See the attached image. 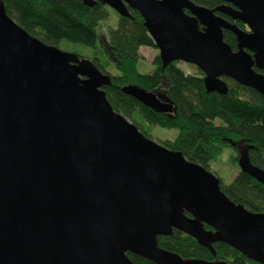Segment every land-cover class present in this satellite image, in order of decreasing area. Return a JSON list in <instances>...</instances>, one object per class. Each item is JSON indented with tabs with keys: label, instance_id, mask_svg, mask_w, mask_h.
I'll use <instances>...</instances> for the list:
<instances>
[{
	"label": "water",
	"instance_id": "obj_1",
	"mask_svg": "<svg viewBox=\"0 0 264 264\" xmlns=\"http://www.w3.org/2000/svg\"><path fill=\"white\" fill-rule=\"evenodd\" d=\"M97 1L120 16L138 11L163 67L193 64L207 92L226 94L228 78L264 98V0H82ZM110 83L90 59L29 34L0 0V264H134L128 252L157 264H229L159 247L174 229L213 255L222 242L264 264V212L234 203L213 172L141 133L108 102ZM121 91L173 110L137 85ZM250 148L237 165L264 185Z\"/></svg>",
	"mask_w": 264,
	"mask_h": 264
},
{
	"label": "trees",
	"instance_id": "obj_2",
	"mask_svg": "<svg viewBox=\"0 0 264 264\" xmlns=\"http://www.w3.org/2000/svg\"><path fill=\"white\" fill-rule=\"evenodd\" d=\"M1 1L6 14L29 34L45 44L88 58L101 72L108 73L111 83L102 87L108 102L146 137H152L151 127L175 129L173 138H158L159 143L181 151L185 158L209 171V164L218 160L226 147L236 150L239 146H251L248 150L251 163L264 170V98L228 78L225 79L226 94L207 92L199 69L196 74H186L177 61L163 67L158 55L153 59V67L141 72L139 48L156 46L138 11L128 8L129 17L116 14L115 25H111L106 22L114 11L99 1L93 6L83 4L82 0ZM190 1L208 8L222 3L221 0ZM216 14L244 27L240 21H233L219 12ZM104 23L106 39L102 40L97 28ZM223 38L233 50L236 49L232 32L224 30ZM126 84L153 92L162 88L166 101L173 106L172 112L158 113L144 106L121 91ZM237 157L230 159L234 166H238ZM213 173L231 201L249 211L264 212L263 184L240 169L228 184H222L221 178ZM204 227L211 229L207 225ZM157 243L182 258L259 264L222 242L212 244L213 255L195 239L175 229L170 235L158 236ZM127 256L134 264H157L129 252Z\"/></svg>",
	"mask_w": 264,
	"mask_h": 264
},
{
	"label": "rangeland",
	"instance_id": "obj_3",
	"mask_svg": "<svg viewBox=\"0 0 264 264\" xmlns=\"http://www.w3.org/2000/svg\"><path fill=\"white\" fill-rule=\"evenodd\" d=\"M113 11V10H112ZM116 14L115 12H111L110 18L107 20L106 23L115 25L116 22ZM106 23L101 24L98 26V34L100 35L102 40L106 39V30L107 26ZM140 54V67L139 70L141 72H147L153 67V59L156 55L159 54L157 48L154 47H140L139 48ZM179 67L186 73V74H196L198 72V68L189 63H185L182 61H177ZM159 99L162 101H166V98L163 94V89H158L154 92ZM176 135L175 129H164L158 126L151 127V139L158 141V138H173ZM242 146H239L238 149H234L232 147H226L223 153L220 155L219 159L213 161L209 164V169L211 172H215L220 178L222 184H228L231 179L236 175L237 171L239 170L238 166H234L231 164L230 159L233 156H238L241 151Z\"/></svg>",
	"mask_w": 264,
	"mask_h": 264
},
{
	"label": "flooded vegetation",
	"instance_id": "obj_4",
	"mask_svg": "<svg viewBox=\"0 0 264 264\" xmlns=\"http://www.w3.org/2000/svg\"><path fill=\"white\" fill-rule=\"evenodd\" d=\"M233 21H236V20H233ZM244 25V24H243ZM242 28H245V29H247V27L244 25V27H242Z\"/></svg>",
	"mask_w": 264,
	"mask_h": 264
}]
</instances>
